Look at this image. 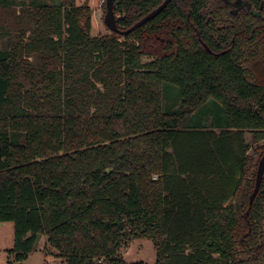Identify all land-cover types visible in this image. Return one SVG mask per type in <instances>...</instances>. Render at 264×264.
Instances as JSON below:
<instances>
[{
    "label": "trees",
    "instance_id": "16d2710c",
    "mask_svg": "<svg viewBox=\"0 0 264 264\" xmlns=\"http://www.w3.org/2000/svg\"><path fill=\"white\" fill-rule=\"evenodd\" d=\"M164 1L116 0L119 28ZM234 1L170 0L94 36L89 4L0 0L11 261L45 235L66 264H147L122 254L142 237L156 264H264V177L250 204L249 145L213 139H264V0Z\"/></svg>",
    "mask_w": 264,
    "mask_h": 264
},
{
    "label": "rangeland",
    "instance_id": "374dc122",
    "mask_svg": "<svg viewBox=\"0 0 264 264\" xmlns=\"http://www.w3.org/2000/svg\"><path fill=\"white\" fill-rule=\"evenodd\" d=\"M16 2H29L31 0H10ZM51 5L56 4L57 0H39ZM77 5L89 4L93 10V27L92 35L100 36L103 34L110 33V30L104 23V16L106 9L104 8L105 0H75ZM19 11L18 7H12L8 13L4 14V18H7L8 22L13 21L15 14L14 11ZM1 15V12H0ZM118 16V14H117ZM0 22H2L0 17ZM215 141H221L223 139H229L234 149L238 150L239 142L241 140L243 144L249 145V154L254 156L255 159V169L258 166L259 160L264 146V139L255 142L253 139V133L250 131H237L230 130L228 134L221 133V131H215L214 138ZM173 151V148L170 149ZM263 155V154H262ZM229 202L233 203L234 198H231ZM13 236V224L7 222H0V264H66V259L60 253L58 249L51 246L48 242L47 236H40L36 249L30 254V256L22 262H13L9 258L8 250L13 246L14 242ZM192 250H187L190 253ZM122 254L126 261L128 262H145L147 264L157 263V249L154 242L149 238H135L127 243L122 248Z\"/></svg>",
    "mask_w": 264,
    "mask_h": 264
},
{
    "label": "water",
    "instance_id": "95a60500",
    "mask_svg": "<svg viewBox=\"0 0 264 264\" xmlns=\"http://www.w3.org/2000/svg\"><path fill=\"white\" fill-rule=\"evenodd\" d=\"M115 2L116 0H106V12L104 16V23L110 31L117 32L122 35H126L136 30L137 28H139L140 26H142L143 24H145L155 16H157L168 5L170 0H165L160 6L152 10L150 13H148L146 16H144L142 19H140L138 22H136L133 26H131L127 30H122L118 26V18L115 10L116 8ZM263 177H264V153L261 156L258 163L257 172H256V183L254 190L250 196V204H253L254 199L256 198L258 192L260 191ZM236 204H237V209H239L240 208L239 202L237 201ZM39 238L40 235L38 236V240Z\"/></svg>",
    "mask_w": 264,
    "mask_h": 264
},
{
    "label": "flooded vegetation",
    "instance_id": "af4514ba",
    "mask_svg": "<svg viewBox=\"0 0 264 264\" xmlns=\"http://www.w3.org/2000/svg\"><path fill=\"white\" fill-rule=\"evenodd\" d=\"M240 2H241V0H236V1L232 2V4L237 6ZM205 47L210 51V48L206 44H205Z\"/></svg>",
    "mask_w": 264,
    "mask_h": 264
}]
</instances>
